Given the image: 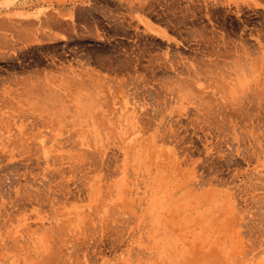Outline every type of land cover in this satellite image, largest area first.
<instances>
[{
  "label": "rangeland",
  "instance_id": "obj_1",
  "mask_svg": "<svg viewBox=\"0 0 264 264\" xmlns=\"http://www.w3.org/2000/svg\"><path fill=\"white\" fill-rule=\"evenodd\" d=\"M60 2L0 31V264H264V0Z\"/></svg>",
  "mask_w": 264,
  "mask_h": 264
},
{
  "label": "crops",
  "instance_id": "obj_2",
  "mask_svg": "<svg viewBox=\"0 0 264 264\" xmlns=\"http://www.w3.org/2000/svg\"><path fill=\"white\" fill-rule=\"evenodd\" d=\"M56 0H0V31H4L5 38H7L9 45L14 42L15 32L24 28L26 31L35 32L39 29L46 32H53V27L48 24L53 23V15L55 10ZM82 0H61L60 5L62 7L63 23L76 24V19H73L71 15L76 17L77 11L82 7ZM90 5L94 6L96 0H90ZM93 1V2H92ZM116 5L118 0H105ZM128 5L129 0H125ZM205 2L217 1V4L223 3L226 0H199ZM221 1V2H219ZM236 4H245V0H236ZM154 35L159 38H167L169 35V29L163 25H154Z\"/></svg>",
  "mask_w": 264,
  "mask_h": 264
}]
</instances>
